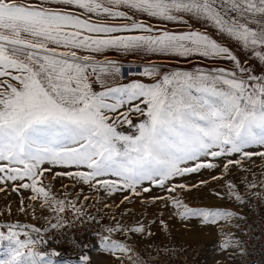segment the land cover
I'll use <instances>...</instances> for the list:
<instances>
[{
  "label": "snow or ice",
  "instance_id": "6c2138e0",
  "mask_svg": "<svg viewBox=\"0 0 264 264\" xmlns=\"http://www.w3.org/2000/svg\"><path fill=\"white\" fill-rule=\"evenodd\" d=\"M111 49L172 62L125 70ZM181 58L232 67L181 68ZM136 75L150 82H122ZM213 181L217 200L264 205V0H0V194L43 221L0 223V264H173L174 248L151 239L153 225L170 235L169 220L215 230L211 264H240L248 216L186 202ZM153 187L165 195L145 199ZM117 193L123 208L107 202ZM89 207L119 212L108 222Z\"/></svg>",
  "mask_w": 264,
  "mask_h": 264
},
{
  "label": "rangeland",
  "instance_id": "374dc122",
  "mask_svg": "<svg viewBox=\"0 0 264 264\" xmlns=\"http://www.w3.org/2000/svg\"><path fill=\"white\" fill-rule=\"evenodd\" d=\"M159 23V22H156ZM194 24V27L197 29L203 30L202 26L200 23H196L195 21L192 22ZM207 31L210 35H212L215 39L218 41H221L223 43L229 44L235 51V53L240 56L242 61L246 59V56L248 53L243 52L240 50L239 46L235 44V42L229 41L228 38L224 37L221 38L215 31V29L211 28L210 26L207 28ZM138 53V52H137ZM136 53V54H137ZM150 57V56H149ZM151 62H168L171 63V60H167V58H162V60H156V61H151ZM130 64L138 65L140 67L147 66V64L142 63L140 64L139 60L138 61H132ZM129 65V64H128ZM194 65L197 66H208V67H214V66H221V67H227L231 68L232 64L229 61H214V62H208L204 61L201 58H192L190 62H183L181 58V63L178 65L181 68H187L191 69ZM131 80H143L144 82H150L148 78L141 77L139 75L136 76H129L127 79L123 80V83H128ZM135 122V120H134ZM124 131H128L127 127L123 129ZM259 163V161H257ZM255 167V166H253ZM219 169L216 170L215 173H211L208 170L203 171L199 175H193L192 177L188 178L189 183H195L198 180L201 179H208L210 180L212 174H218ZM65 183H69L67 180H65ZM220 181H213L203 189H192L190 193H186V202L193 205V206H204V205H218L222 208H229L231 210H235L237 212H241V208L237 207L236 205L232 203L225 202L223 200H217L214 197L210 196V189L216 188L218 191H222L221 188H219ZM53 184L56 185V189H60L59 183L56 181H53ZM80 185H77V188H79ZM85 190L87 191L86 186ZM61 191H63L61 189ZM126 195V193H117L115 196L109 198L107 200L108 203H112L115 201L117 204H120L122 196ZM158 195H165L162 191L158 190L157 188L153 187V190L150 193L144 194L145 199H149L153 196H158ZM135 199V198H134ZM18 199L15 197L13 194L12 196L8 197L5 199L3 197V194H0V210H4L6 204H10L12 212L11 214L7 216H0V223H6V222H15L17 220L26 222V223H32V224H41L43 223L42 220H33L31 217H26L23 216L22 214H19L16 209L18 206ZM86 203V202H85ZM162 203V202H158ZM120 207L123 208L124 205L120 204ZM130 208H133L136 213H141L143 211L141 204L139 201L136 203L129 205ZM97 209L96 207H89L87 210L91 213H93V210ZM158 205L153 206L147 209V211L144 213L145 216L148 217L149 221L151 220L153 214H156L158 212ZM103 211V216L102 219L103 221H108L110 222V213L112 212H119V209L117 208H112V209H102ZM39 215V212L37 213ZM164 218H168V213L167 211L164 212ZM153 231H154V236L151 238L153 241H155L156 244H163V245H169V246H180L185 249H189L192 246H197L201 245V261L204 264H211L212 261V254H213V247L212 245L214 242L217 240L216 232L215 230H212L211 235H209V230L208 229H202L198 227L196 224H192L188 227H185L181 222L177 220H169V229H170V235H164L161 233L160 229L158 226L153 225L152 226ZM58 259V258H57ZM221 264H223V261H221Z\"/></svg>",
  "mask_w": 264,
  "mask_h": 264
},
{
  "label": "built area",
  "instance_id": "2783aa9c",
  "mask_svg": "<svg viewBox=\"0 0 264 264\" xmlns=\"http://www.w3.org/2000/svg\"><path fill=\"white\" fill-rule=\"evenodd\" d=\"M246 63L251 62L254 70L257 73H261L256 66L255 57L250 56L249 54L245 59ZM241 212L245 213L248 216V224L251 228V231L247 236H244L243 239L247 241L248 255L240 261V264H264V205H261L259 202L253 201L249 207H240ZM93 214L103 216V211L97 213V209L93 210ZM66 216H71V212H66ZM84 228H87L88 225H83ZM75 229H69L66 235L71 236ZM83 236V231L77 234L76 238L81 239ZM248 236H252V239H249ZM138 240V238H137ZM139 242V241H138ZM95 243V241H93ZM71 245L60 243L52 244V248H55L61 253H68ZM175 250V254L171 257L173 264H204L201 261V245L192 246L189 249L182 248L180 246H172ZM97 252V250H92L91 254Z\"/></svg>",
  "mask_w": 264,
  "mask_h": 264
},
{
  "label": "crops",
  "instance_id": "0c3cea01",
  "mask_svg": "<svg viewBox=\"0 0 264 264\" xmlns=\"http://www.w3.org/2000/svg\"><path fill=\"white\" fill-rule=\"evenodd\" d=\"M104 56H106L109 60L117 61L119 62L125 70L128 68V64H130L132 61H138L140 64L145 63L147 64L150 61H156V60H162L160 57L156 56H148L147 54L144 53H129V54H124L120 51H117L115 49H111L107 51ZM103 58V57H101ZM245 62V59L243 60ZM246 63V62H245ZM259 71L261 72V67H258ZM94 258L97 255V252L91 254Z\"/></svg>",
  "mask_w": 264,
  "mask_h": 264
},
{
  "label": "trees",
  "instance_id": "16d2710c",
  "mask_svg": "<svg viewBox=\"0 0 264 264\" xmlns=\"http://www.w3.org/2000/svg\"><path fill=\"white\" fill-rule=\"evenodd\" d=\"M58 259H60L59 257H57Z\"/></svg>",
  "mask_w": 264,
  "mask_h": 264
}]
</instances>
